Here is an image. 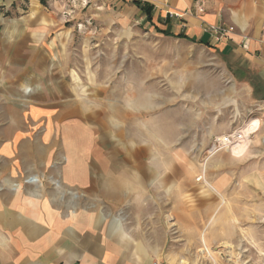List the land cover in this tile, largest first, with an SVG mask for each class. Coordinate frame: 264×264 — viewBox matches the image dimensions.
I'll use <instances>...</instances> for the list:
<instances>
[{
    "label": "rangeland",
    "instance_id": "1",
    "mask_svg": "<svg viewBox=\"0 0 264 264\" xmlns=\"http://www.w3.org/2000/svg\"><path fill=\"white\" fill-rule=\"evenodd\" d=\"M0 9V192L27 186L62 212H100L158 244L160 264H264V100L238 72L242 61L159 36L145 20L123 22L93 0H0ZM16 131L27 139L13 144ZM235 133L238 154L209 153ZM90 149L86 164L108 168L93 167L90 185L108 176L106 199L63 179L69 158ZM165 154L179 185L170 194L150 184L157 173L144 181L137 171L161 168ZM190 184L201 199L186 194L180 210L175 194ZM195 224L205 236L192 234Z\"/></svg>",
    "mask_w": 264,
    "mask_h": 264
},
{
    "label": "crops",
    "instance_id": "2",
    "mask_svg": "<svg viewBox=\"0 0 264 264\" xmlns=\"http://www.w3.org/2000/svg\"><path fill=\"white\" fill-rule=\"evenodd\" d=\"M93 1L97 5L119 11L124 17L123 22L133 25L143 22L146 16L132 2L152 6L151 22L148 25L156 34L214 49L221 56L237 63L242 61L245 69L239 67L238 72L264 81V0H168L167 3L163 0ZM199 2L204 3L203 13L195 9ZM210 27L226 30L227 34L216 41ZM178 36L183 38L176 39ZM23 137L16 131L10 139L13 144H17L18 141L27 139ZM92 152L91 149L87 150L84 160L69 158L63 170L67 186L81 189L92 185V168L98 166L97 162L86 164L87 157L90 161L93 160ZM171 154L164 155L159 169L153 165L139 166L137 170L144 181L157 173V179L150 180V184L158 186L166 194L179 188L178 181L175 180L173 184L169 182L174 178V175H169L173 171ZM68 155L70 157L74 154L70 152ZM145 155L146 150L142 151V156ZM94 168L99 169V172L108 171L103 166ZM101 178L96 190L92 186L84 188L89 198L93 197V193L100 199L107 198L108 176ZM206 186L214 193L220 191L214 184V187L210 184ZM196 188L197 186L190 184L179 189L175 194V202L180 204L178 209H184L186 194L190 193L196 201L200 198ZM184 189L188 190L185 192ZM210 199L211 205L217 203L213 196ZM170 202L173 204V201ZM199 202L203 204L202 200ZM217 209L205 216L202 214L203 218L200 219L211 221ZM172 210L174 212V207ZM196 214L190 215V219L198 221ZM174 219L178 230L186 226L180 221L183 219L182 215H174ZM191 230L193 235L202 232L205 236L207 232L205 228L196 227V224ZM148 231L152 235V228ZM133 235L117 225L110 226L106 217L97 211L62 212L44 191L37 197L32 196L27 186L15 193L0 192V264H160L154 256V252L160 250L158 244L151 239L137 240ZM201 242L204 249V240L201 239Z\"/></svg>",
    "mask_w": 264,
    "mask_h": 264
},
{
    "label": "trees",
    "instance_id": "3",
    "mask_svg": "<svg viewBox=\"0 0 264 264\" xmlns=\"http://www.w3.org/2000/svg\"><path fill=\"white\" fill-rule=\"evenodd\" d=\"M38 2L42 6H46V0H38ZM133 5L138 7L142 13L146 16L145 22L150 23L151 22V12L153 7L152 6H147V5H140L138 1H133ZM1 10V9H0ZM176 39H181L183 38L182 36L175 37ZM250 86L252 88V94L256 100H264V81L260 80L256 77H250Z\"/></svg>",
    "mask_w": 264,
    "mask_h": 264
},
{
    "label": "built area",
    "instance_id": "4",
    "mask_svg": "<svg viewBox=\"0 0 264 264\" xmlns=\"http://www.w3.org/2000/svg\"><path fill=\"white\" fill-rule=\"evenodd\" d=\"M163 2H164V3H167L168 0H163ZM195 9L197 10V12H199V13H203V12H204V3H202V2L197 3L196 6H195ZM210 30L213 31V33H214V37H215L214 39H215L216 41H220V40L222 39V37H223L224 35L227 34V31H226V30L216 29L215 27H210ZM240 134H241V133H235V135H236L237 137H235V136L233 135V136L223 137V138H220V139L215 140V141H214V144H213V146H212V148H211L210 151H209V153H211V151H212V153L217 154L218 152L222 151V150H223V149H222L223 147L221 148V146H220V142H221V140L224 139V138H226V141H228V142L230 143V144H229L230 147L234 146V144H232V143L234 142V141H232V139H233V138L241 137ZM229 146H228V147H229ZM221 149H222V150H221ZM210 156H211V154H210ZM213 156H214V155H213ZM201 180H204L203 176H199V177L196 179V181H201Z\"/></svg>",
    "mask_w": 264,
    "mask_h": 264
},
{
    "label": "bare ground",
    "instance_id": "5",
    "mask_svg": "<svg viewBox=\"0 0 264 264\" xmlns=\"http://www.w3.org/2000/svg\"><path fill=\"white\" fill-rule=\"evenodd\" d=\"M253 126H251L250 128H253L254 126H255V123H253L252 124ZM251 130H253V129H251ZM243 132H246V131H243ZM246 134V133H245ZM248 134V133H247ZM242 138V135H241V137H238V138H233L232 139V141H234L232 144H234V147H230L229 146V142L228 141H226V138H224V139H222L221 140V142H220V146H221V148L224 150V151H232V150H234L235 149V154H238L239 153V147H238V144H237V140H239V139H241ZM229 146V147H228ZM221 149V150H222ZM211 153H212V151H211ZM212 154H214V153H212ZM203 252V251H202ZM204 253V252H203ZM210 258H212V257H210ZM212 260V259H211Z\"/></svg>",
    "mask_w": 264,
    "mask_h": 264
}]
</instances>
